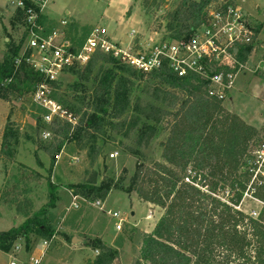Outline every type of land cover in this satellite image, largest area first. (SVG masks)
<instances>
[{"label":"trees","instance_id":"1","mask_svg":"<svg viewBox=\"0 0 264 264\" xmlns=\"http://www.w3.org/2000/svg\"><path fill=\"white\" fill-rule=\"evenodd\" d=\"M136 1L146 11L154 3L159 7L162 0ZM214 1L171 0L172 9L163 15L164 36L169 40L187 39L206 23L208 6ZM228 5H232L231 1L223 0L215 9ZM10 23L25 25L20 10H15ZM259 28L256 25L255 32ZM252 48L253 41L238 45L236 58L245 61ZM19 50L20 44L8 42L1 57L2 100L23 86L33 90L41 80L23 60L17 62ZM96 61L101 64L87 87L82 81L88 80ZM104 63L110 66L104 67ZM68 73L76 81L67 85L82 102L87 99L84 103L88 110L82 111L72 131L66 123L52 126L51 140L42 146L49 158L44 177L46 201L18 225L0 231L2 249H10L17 239H23L27 247L30 235L50 232L41 218L44 209L54 208L58 200V185L50 178L56 156L65 143L90 136L94 138L91 145L94 159L100 149L97 138L100 128L126 111L133 92L130 78L139 74L162 86L167 109L151 104L141 106L140 99L134 98L135 113L115 123L123 140L134 135V146L120 143L122 151L136 159L133 174L127 178L123 169L116 180L104 177L99 180L96 171L90 170L81 182L67 185L71 194L102 199L116 188L162 210L151 231L141 235L133 264H264V205L255 216L238 207L248 192L264 201V176L251 180L256 167L254 151L261 141L258 129L225 109L222 100L208 96L206 82L198 76L178 77L167 68L142 74L115 57L100 54L82 70L71 68ZM59 85L61 81L55 83V88ZM162 122L165 137L159 144V158L145 160L138 148L149 145ZM8 131L9 127L4 126L1 153L5 154L9 153ZM85 244L97 252L83 264H111L116 254L114 247L100 238L87 240Z\"/></svg>","mask_w":264,"mask_h":264},{"label":"rangeland","instance_id":"2","mask_svg":"<svg viewBox=\"0 0 264 264\" xmlns=\"http://www.w3.org/2000/svg\"><path fill=\"white\" fill-rule=\"evenodd\" d=\"M222 1L212 2L207 12L215 10V7ZM230 1L232 6L239 9L254 32L253 52L249 59L256 62L264 55V0ZM155 4L145 11L136 0H129L127 5L123 0H48L42 22L45 27H53L58 25L61 19L66 20V29L59 27L63 29L68 38L79 42L92 27L101 26L112 38L126 44L130 39L127 33L131 29L136 31L140 40L149 35L154 36L152 32H156L157 37L164 36L163 15L172 9L171 0L169 2L162 0L159 7ZM14 14V7L6 0H0V60L8 42L13 41L15 45L20 44V53L24 50L25 41L21 40L24 38L23 26L20 23L13 25L10 23ZM258 24L260 28L255 32L254 28ZM100 64V61H96L88 80L82 81L87 87L91 84V79ZM103 66L109 67L110 63H104ZM84 67L79 69L82 70ZM133 76L130 78L133 82L131 104L129 103L126 111L118 114L117 118H111L110 124H105L97 134L99 154L94 159L92 158L91 145L94 138L90 136L67 142L60 150L50 177L51 181L58 185V200L54 208L44 209L45 215L41 218L44 225L49 227L50 232L30 235L27 247L23 239L16 240L15 244L19 247L17 253L19 264L37 254L43 240L47 244L39 264H83L85 259L95 255L85 243L87 240L99 238L96 236L99 232L107 236L114 235L115 257L117 253L119 257L117 264H133L138 254L141 235L146 233L144 230L150 229L151 231L162 210L157 206L147 209L138 203L134 194L129 195L116 188L111 189L102 199L93 200L78 195L74 200L77 206L74 207L71 205L73 199L68 193L67 186L81 182L86 172L90 170L96 171L99 180L102 177L116 180L123 169L126 171L127 178L133 174L136 159L123 152L120 143L134 146V135L128 140H123L116 131L115 123L135 113L132 111L134 98L140 99L141 106L151 104L167 109L162 86L146 76H139V74H133ZM58 81H61V85L50 92L52 98L77 117L82 111L88 110L84 103L87 99L82 102L80 97L74 95L70 90L71 87L67 85L76 81L71 74L66 72ZM32 92L33 90L28 86H23L15 89L6 100L0 99V231L20 223L22 219L13 217L10 199L19 198V201H26L29 198L34 209L33 213L41 209L46 201L44 177L47 175L46 168L49 166V158L43 152L42 146L49 143L51 139H42L40 135L42 130L41 109L32 102ZM230 96L232 101H222L223 107L238 116H243L246 123L260 131L259 135L264 134V79L262 75L247 69L238 73ZM6 125L9 127L8 154L1 153L4 139L2 130ZM164 125L162 122L157 126L155 137L147 147L138 148L145 160L159 158L161 149L159 144L165 137ZM113 151L117 152V156L109 158V153ZM73 157L77 160H73ZM19 167L27 169L28 171L25 172L28 174H31L29 171L34 173L33 178H26V173L24 182L23 180L19 182L20 187L29 186L33 191L30 194L29 192L22 194L16 188H12L9 195L2 197L1 189L5 180L10 179V174L16 172ZM258 175L264 176V168L256 171L251 180ZM97 200L100 207L95 204ZM262 205L264 201L252 197L248 192L243 196L238 207L245 213L255 216ZM108 212H118L124 218L120 232L114 229L113 220ZM148 213L150 217L146 218ZM134 223H138V226L133 227ZM72 237H76L77 241L72 242ZM109 240L110 238H107V241ZM7 252L0 247V264L8 263L10 254Z\"/></svg>","mask_w":264,"mask_h":264},{"label":"built area","instance_id":"3","mask_svg":"<svg viewBox=\"0 0 264 264\" xmlns=\"http://www.w3.org/2000/svg\"><path fill=\"white\" fill-rule=\"evenodd\" d=\"M47 1L6 0L14 10L22 12L25 23L24 50L17 62L23 60L41 78L33 89L31 100L41 109L42 139L52 137L53 125L66 123L71 131L76 127L78 117L52 98L50 92L63 74L71 68L86 66L95 55L115 57L142 74L167 68L178 77L198 76L206 82L207 95L222 101L229 99L238 73L247 69L264 75V58L260 57L256 62L249 59L253 48L245 61L236 58L238 45L251 43L254 32L239 9L232 5L208 11L206 23L195 29L187 39L169 40L164 36L157 37L156 32H152L154 36L140 40L136 31L131 29L129 41L123 44L101 26L92 27L80 42L66 36L63 29H66L67 22L64 19L56 26L45 27L41 17ZM249 61L251 64H248ZM260 136L261 141L254 151L256 167L253 175L264 168V134ZM116 156V151L109 153V158ZM73 160L76 161V157ZM71 196V205L76 207L74 200L77 195ZM95 204L100 207L98 200ZM108 215L113 220L114 229L120 231L124 218L118 212H108ZM149 217L150 213L146 215V218ZM46 244L43 240L37 254L21 264H39ZM7 251L10 254L7 264H19V247L14 244Z\"/></svg>","mask_w":264,"mask_h":264},{"label":"crops","instance_id":"4","mask_svg":"<svg viewBox=\"0 0 264 264\" xmlns=\"http://www.w3.org/2000/svg\"><path fill=\"white\" fill-rule=\"evenodd\" d=\"M123 2H125V4L127 5L128 4V2H129V0H123ZM129 33V32H128ZM127 33V34H128ZM116 39V38H115ZM228 100H230V101H232V97L230 96L229 97V99ZM243 120H244V117L243 116H241V115H239ZM2 134H3V130H2ZM36 147V146H35ZM34 147V148H35ZM19 162V161H18ZM27 170V169H26ZM31 174H28L27 172H25V168H22V167H19V168H17L16 169V172H14V173H12V174H10L11 176H10V179H6L5 180V183H4V185L2 186V189H1V196L2 197H6L7 195H9V193L14 189V188H16V190L18 191V192H20V193H22V194H24V193H26V192H29V194H30V192H32L33 190H32V187H20L19 186V182H21L22 180H23V182H24V176L26 175V173H27V175H26V178H28V177H30V178H33L35 175H34V173L32 172V171H29ZM32 176V177H31ZM17 179V180H16ZM13 188V189H12ZM15 190V191H16ZM20 193H18L19 195H22V194H20ZM68 193L69 194H71L70 193V191L68 190ZM17 194V195H18ZM18 195V196H19ZM133 196V195H132ZM29 199V198H28ZM26 199V201H19V198H17L16 200H13V199H10V203H12V212H13V217L15 218V219H19V218H25L27 215H30V214H32L33 212H34V209H33V206H32V202H31V200L29 199ZM138 200V203L139 204H142L143 206H145L147 209L148 208H152V207H154L155 205H153V204H150V203H147V202H142V201H140L139 199H137ZM156 207V206H155ZM159 208V207H158ZM161 210V209H160ZM133 214V213H132ZM21 219V220H22ZM21 220H20V222H21ZM144 220H146V219H144ZM19 224V223H18ZM18 224H16V225H18ZM13 226H15V225H13ZM133 227H137L138 226V223H134L133 225H132ZM12 227V226H11ZM10 228V227H9ZM8 229V228H7ZM148 231H150V229H147V230H144V232H148ZM120 232V231H119ZM97 237H99L101 240H103L104 242H106V243H108V244H110V245H112L114 248L116 247L115 245H114V235L113 236H111V235H109V236H107L106 234H104L103 232H99V234H97L96 235ZM107 238H110V240L109 241H107ZM116 249V248H115ZM118 251V250H117ZM117 262H119V257H118V253H117V256L112 260V262H111V264H117Z\"/></svg>","mask_w":264,"mask_h":264},{"label":"water","instance_id":"5","mask_svg":"<svg viewBox=\"0 0 264 264\" xmlns=\"http://www.w3.org/2000/svg\"><path fill=\"white\" fill-rule=\"evenodd\" d=\"M248 64H251L250 61L248 62ZM77 241V238L76 237H72L71 241L74 242V241Z\"/></svg>","mask_w":264,"mask_h":264}]
</instances>
